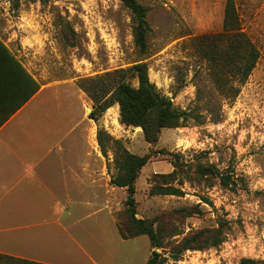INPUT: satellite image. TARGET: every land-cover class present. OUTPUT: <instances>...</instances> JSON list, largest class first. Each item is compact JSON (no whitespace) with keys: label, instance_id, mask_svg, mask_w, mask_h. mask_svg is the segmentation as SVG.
<instances>
[{"label":"rangeland","instance_id":"rangeland-1","mask_svg":"<svg viewBox=\"0 0 264 264\" xmlns=\"http://www.w3.org/2000/svg\"><path fill=\"white\" fill-rule=\"evenodd\" d=\"M7 1L0 0V39L41 83L60 81L83 90L89 101L87 115L98 104L80 85L82 80L139 60L148 63L150 80L158 90L189 111L183 126L163 128L155 143L145 139L141 127L121 122L118 103L92 117L96 134L104 129L131 152L151 155L136 181L137 216H159L167 242L227 221L220 245L186 250L166 264H240L244 257L264 264V0H234L242 30L260 49L255 68L234 98L216 87L209 64L194 43L200 35L223 32L226 0H139L149 7L152 28L146 54L136 48L132 15L121 0ZM126 81L139 84L133 75ZM106 148L115 173L112 142ZM170 153H178L186 163L189 176L173 182L184 194H150L153 175L174 168ZM198 163L211 164L216 173L198 174ZM219 171L231 174L234 182L224 186ZM111 189L110 205L101 188L100 209L71 225V233L89 253L78 250L76 256L83 257L70 264L147 263L154 250L149 236L120 235L117 222L127 192L124 187ZM182 207L195 212L185 215ZM174 232L181 233L172 236ZM38 237L49 246V233Z\"/></svg>","mask_w":264,"mask_h":264},{"label":"crops","instance_id":"crops-1","mask_svg":"<svg viewBox=\"0 0 264 264\" xmlns=\"http://www.w3.org/2000/svg\"><path fill=\"white\" fill-rule=\"evenodd\" d=\"M31 88L13 60L0 58V252L70 264L83 257L78 250L87 251L71 225L100 209L101 188L109 203L117 186L110 183V164L86 114L85 92L57 81L41 83L29 97ZM44 233L51 235L49 246L39 240Z\"/></svg>","mask_w":264,"mask_h":264},{"label":"trees","instance_id":"trees-1","mask_svg":"<svg viewBox=\"0 0 264 264\" xmlns=\"http://www.w3.org/2000/svg\"><path fill=\"white\" fill-rule=\"evenodd\" d=\"M129 9L133 20V36L136 48L142 54L149 52L148 37L152 32L147 20L149 7L139 0H121ZM196 51L204 58L210 67V76L216 87L227 97L234 98L240 92V85L245 83L255 68L260 49L249 35L242 30L239 14L234 0H226L224 30L219 34H203L194 38ZM3 49L0 58L13 60L18 67L27 74L31 81L32 90L29 97L41 87L39 80L34 81L26 69L11 53L7 45L0 39ZM136 76L139 84L132 86L126 81L127 76ZM235 80L238 82L236 85ZM33 84L35 88L33 89ZM80 85L94 99L98 108L90 113L97 117L114 103L119 104L120 120L126 125L141 127L145 139L150 143L158 141L163 128H176L184 125L189 111L177 107L172 97L161 93L155 83L150 80L148 63L139 60L127 68L117 69L93 78L82 80ZM27 97V98H29ZM98 141L101 150L107 156V143L112 142L114 150L115 173H111L110 183L124 187L127 192L125 209L118 218L120 235L129 239L138 235L149 236L154 248L146 264H166L168 259H180L186 250L204 249L218 246L224 241L227 221H220L216 227L201 228L191 231L173 243L167 242L165 225L160 217L141 218L137 216L136 181L141 169L151 158L150 154L140 155L131 152L121 140L111 136L106 130H99ZM172 155L173 170L169 173H155L152 177L150 194L183 195L181 187L173 184L181 175H188L184 170V163L178 153ZM110 169V165H108ZM198 174L207 176L216 173L213 166L198 163ZM220 182L224 186L233 183L231 174L219 171ZM182 181H180L181 183ZM208 200V199H207ZM180 211L185 215L195 212L192 207H182ZM181 232H174L175 236ZM157 248H163L158 251ZM168 254V255H167ZM255 259L244 257L240 264H254ZM0 264H46L40 261L16 257L0 252Z\"/></svg>","mask_w":264,"mask_h":264},{"label":"built area","instance_id":"built-area-1","mask_svg":"<svg viewBox=\"0 0 264 264\" xmlns=\"http://www.w3.org/2000/svg\"><path fill=\"white\" fill-rule=\"evenodd\" d=\"M7 3H9V0L7 1Z\"/></svg>","mask_w":264,"mask_h":264},{"label":"bare ground","instance_id":"bare-ground-1","mask_svg":"<svg viewBox=\"0 0 264 264\" xmlns=\"http://www.w3.org/2000/svg\"><path fill=\"white\" fill-rule=\"evenodd\" d=\"M89 110H91L90 108H89ZM140 128V127H139Z\"/></svg>","mask_w":264,"mask_h":264}]
</instances>
